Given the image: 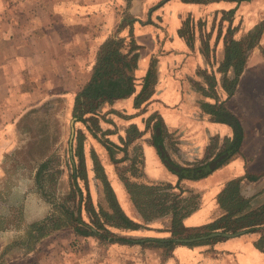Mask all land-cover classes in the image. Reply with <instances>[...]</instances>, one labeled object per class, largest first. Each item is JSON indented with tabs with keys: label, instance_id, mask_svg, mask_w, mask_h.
Wrapping results in <instances>:
<instances>
[{
	"label": "crops",
	"instance_id": "crops-1",
	"mask_svg": "<svg viewBox=\"0 0 264 264\" xmlns=\"http://www.w3.org/2000/svg\"><path fill=\"white\" fill-rule=\"evenodd\" d=\"M151 1L132 0L131 7H128L124 0L126 5L123 12L129 13L134 19V38L141 47L146 43H151L163 48L162 54H159L158 57L157 84L154 94L140 109L134 107V95L127 99L117 100L113 104H103L98 113L101 115L104 108L105 110L114 109L129 116L141 112L143 119H148L150 115L156 113L164 122L171 139L170 142H172L171 145H175L170 150L168 139L165 140L166 151L173 161L184 168H191L195 163L207 160L211 167L212 162L218 158L224 155L226 157L223 160L227 158V154L216 159L215 156L222 151L226 140L233 138V129L228 124L221 123L210 115L204 114L201 109L202 101L216 104V100L197 90V85H201L205 89L208 88L205 79L200 76L201 70H208L210 74L215 71L218 104L223 103L228 111L240 119L245 133L239 154L229 158L221 166L217 164L216 168L212 167L215 171L203 179L183 180L182 186L190 191L194 190L193 192L199 195L200 202L199 208L184 219V231L176 233L174 237L169 232H162L165 219L149 223L148 229H115L124 232L119 234L124 238L177 239L206 232V226L214 222L221 213L219 195L230 181L242 178L247 171L258 175L264 174V57L258 49L253 51L234 95L229 98L221 84L222 74L217 72L215 67H210L199 50L190 49L185 40L180 37V21H173L171 25L165 20L157 21L155 18L143 21L140 14L147 10V17L150 18L151 5L149 2ZM56 10L59 15L52 19L50 17V21L47 23L31 19L34 21L30 22L28 28H20L15 31L13 37L8 36L9 38L5 39L8 44L14 43L16 38L21 40L20 44L15 47L18 54L15 55L16 57L14 56L12 62L14 74L18 75L17 79L14 82L11 81V76H7L8 71H4L3 67H1L2 72L0 73V78L5 75L3 82L0 81V91H4L5 95L0 100V118L4 120V125H9L8 127L15 125L22 117V113L28 111L29 108L39 106L48 97H63L65 105L70 107L75 105L76 95L89 82L92 75L93 66L90 64L87 67L85 62L89 45H93L90 51L96 55L106 40L118 37L114 33L111 34L112 29L107 30L109 29L108 25L99 19L106 14L105 21H113L108 18L111 13L114 14V7L109 3L91 0L89 4L56 6ZM69 10H79V15L70 18ZM125 18L120 19L121 31L129 27L126 24L123 25ZM8 22L14 26L18 25L13 21ZM74 26L79 30L74 31ZM87 29L90 31L88 34L86 33ZM121 31L119 32L121 33ZM250 31L251 29L248 28V32ZM262 42H264V35ZM144 50L143 48L140 50L138 69L135 73L136 78L141 79L139 86H136L137 92L141 90L143 79L150 68L151 57H144ZM26 70L30 71L29 77L25 79L22 73ZM7 92H15L19 96L14 99ZM34 100H38L40 103L32 105L31 102ZM20 109L21 111H19ZM24 109L27 110L23 111ZM137 122L133 121L132 124H138ZM119 137H125V133L109 136L113 142H117ZM151 139L149 134L142 138L145 140L143 152L144 171L147 178L154 183L168 182L175 185L179 180L178 176L170 172L164 165L156 148L151 143H147V140ZM93 147L96 148V152L100 149H97L95 144ZM175 147L179 152H175ZM3 154L5 151H1V155ZM208 156L211 158L208 159ZM107 173L123 211L133 221L143 223L144 220L134 206L124 183L115 172L110 171L109 167ZM261 182L264 183V178L255 185H260ZM246 183L248 187H251L250 191L252 192L253 186L249 182ZM255 185L254 187H256ZM188 195L189 193H186L184 196ZM263 204L264 193L251 201L254 209ZM65 230H58L44 238L47 239L55 234L56 239L51 242L54 244L50 243L47 247L52 251L58 249L57 246L60 243L61 245L58 247L61 248L60 258L62 260H66L68 257V245L64 243L65 238H62L66 235ZM114 233L116 232L114 231ZM213 233L223 232L215 231ZM16 234H18L17 230L0 231V250L4 246L5 240L11 237L10 240L13 241ZM263 234L264 230L262 229L257 233L228 237L226 240L210 245L194 248L177 246L170 258L159 264H264V253L254 247V243ZM208 236L200 237L198 240H208ZM109 247L110 252H115L122 245L114 244ZM124 247L126 250L129 248V246ZM130 248L135 249L134 246H130ZM107 261L109 264L117 263L111 254ZM140 262L145 264L144 260ZM140 262L137 264H141Z\"/></svg>",
	"mask_w": 264,
	"mask_h": 264
},
{
	"label": "rangeland",
	"instance_id": "rangeland-1",
	"mask_svg": "<svg viewBox=\"0 0 264 264\" xmlns=\"http://www.w3.org/2000/svg\"><path fill=\"white\" fill-rule=\"evenodd\" d=\"M204 1H207L204 5H187L182 0H152L149 2V5H151L149 10L151 13L150 18L147 17V10L142 12L140 17L143 21L152 20L153 18L157 21L165 20L170 25L173 21H180L181 28L184 31L187 32L188 27L187 37L194 40L193 50H199L210 67H215L217 72H219V66L224 60L225 40L229 38L228 29L231 27L234 30V44L257 31L264 24V0H256L247 4L221 0ZM100 2L109 3L114 7V14L111 13L108 17L113 19L112 22L105 21L104 17H106V14L99 19H102L104 24L108 25L109 29L107 30L112 29L111 34L114 33L119 38L125 39L123 50L125 52L128 51L130 42L129 27L123 31L120 30V19L126 17V13L123 12L126 5L124 0H100ZM86 3H91V0H0V73L2 72L1 67H3V69L5 68L4 71H8L7 76H11V81L14 82L18 77V75L14 74L12 62L16 57L15 55L18 54L15 51V47L20 44L21 40L16 38L14 40L15 44L12 42L8 44L5 40L8 36L13 37L12 35H15V31L20 28H28L30 22L34 21L31 19H38L43 23H47L50 21V17L52 19V17L59 15L56 6L63 4L82 5ZM230 10H235V14L232 21L229 22L225 12ZM68 15L73 18L79 15V10H69ZM8 21H13L18 25L14 26ZM126 24H129V21ZM248 28L249 30L251 29L250 32H248ZM73 29L74 31L79 30L75 26ZM87 30L86 33L88 34L90 31L89 29ZM263 35L260 45L264 47V42H262ZM206 44L209 45L208 49L205 47ZM92 46L89 45V52L86 55L87 60L85 62L87 67L91 64L94 68L98 51L96 55H93L94 52L90 51ZM159 46L151 43H146L142 46L146 50H144L145 52L143 51V56L151 57L149 63L151 65L154 62L156 70H158L159 54H162L163 51V48ZM255 49H258L262 55L261 48L256 47ZM206 50L210 52L209 58H206L207 56L204 54ZM262 57L264 56L262 55ZM29 71L26 70L22 73L25 79L29 77ZM206 71L209 73L208 70ZM212 73L215 75V71ZM200 76L204 78L201 73ZM3 77L0 78V81L3 80ZM140 81L141 79L136 78L135 85L139 86ZM3 92L0 91V100L5 96ZM7 94L11 97L13 96L14 99L19 96L15 92H7ZM16 99L19 100L18 98ZM8 101L11 100L8 99ZM50 102L55 105L45 110L41 109L44 104ZM31 103L33 105L40 102L34 100ZM25 110L27 109L23 111ZM73 110L74 105L72 107L65 105L63 97H48L39 106L29 108L28 111L22 113V117L13 126L4 125V120L0 118V227L4 229L2 231H18L15 239L13 240L12 238L13 241L10 240L11 237L5 240V244L0 250V258H2L4 251L8 249V252L3 256L5 264H109L107 259L110 254L117 260V263L114 264H137L141 260H144L145 264H159L161 261H167L170 257L165 259L161 248L135 245V249H131L129 246L126 250L125 245H122L115 252H110V245L100 244L94 238L78 237L71 228H67L64 232L66 234L65 237H62L65 238L64 243L68 245V257L66 260L60 258L61 248L58 246L61 244L59 242L58 249L51 251L47 247L51 242L55 241V234L47 237V239L43 238V241H38L36 244L37 249L32 252H27L19 246V242L23 240L31 222L41 221L54 215V208L49 199H52V201H63L76 188L72 175L75 169L79 170V160L76 156L78 133H82L84 136L83 150L91 199L96 208H103L108 212H111L110 206L106 199L103 184L96 177L94 159L97 158L101 163L108 180V167L111 172H115L118 175L121 181L122 177H132L133 159L139 156V151L135 148L136 145L143 149L145 143V140H142L143 136L149 134L152 137L155 134V131L152 130L153 124H151L150 129L145 131L147 118L143 119L141 112L134 116H129L114 109L105 110L104 108L101 115L98 113L99 130L95 132L96 137H94L85 124L75 122ZM133 121H138V124H132ZM131 125H136L140 131L145 132L141 139L134 141L133 145L127 146V132ZM119 133H125V137H119L117 142L110 140V135ZM164 136L165 140L168 139L167 142L171 150L172 142H170L171 139L168 136L167 129ZM106 141L123 149L118 151L113 147L115 161L111 159ZM94 144L97 149L100 148L98 152L93 147ZM1 151H5V154L1 155ZM48 159H50L49 169L40 187V184L36 183L37 170L39 164ZM164 165L167 167L165 163ZM138 181L149 184L154 183L147 178L146 174L145 178H139ZM77 183L83 193L86 194L85 182L78 179ZM189 195L184 197H189ZM84 218L87 220L85 214ZM160 219H165V228L168 218L163 217ZM139 224L145 225V221ZM147 225L144 229H148ZM115 229L117 228L110 227L113 233L114 231L118 233H114L118 237H120L119 234L124 233ZM163 230L162 232H165ZM136 247H138V250H136Z\"/></svg>",
	"mask_w": 264,
	"mask_h": 264
},
{
	"label": "trees",
	"instance_id": "trees-1",
	"mask_svg": "<svg viewBox=\"0 0 264 264\" xmlns=\"http://www.w3.org/2000/svg\"><path fill=\"white\" fill-rule=\"evenodd\" d=\"M182 1L186 4L203 5L207 2L204 0ZM221 1H229L239 4L242 2H252L253 0ZM126 2L128 7H131L132 0H126ZM225 14L228 16L227 20L230 22L233 19L235 10H230L225 12ZM133 20L132 16L127 13L126 18L124 19L125 23H123L124 25L129 21V24H126V26H129L130 28L128 51L125 52L123 50L126 42L125 39L112 37L106 40L100 46L97 53L96 64L92 70L89 82L76 95L73 118L75 122L85 124L94 137H96L95 132L99 130L98 110L103 104H113L117 100L127 99L135 95L134 107L140 109L154 94L157 84V70L154 62L151 63L150 68L143 79L141 90L139 92L136 91L135 72L138 69L140 50L142 47L134 38ZM233 31L234 30L231 27L228 29L229 38H226L225 40L224 60L218 69L219 73L222 74L221 84L229 98H231L236 91L240 77L247 66L252 51L256 47H259L264 56V47L260 45V40L264 33V24H262L257 31H254L247 38L236 44L233 42ZM187 32L181 28L179 30V35L185 40L188 47L193 50L194 40L187 37ZM208 46L209 45L206 44V49H208ZM204 54L207 56L206 58L210 57L209 51L207 52L206 50V53ZM201 72L208 88L205 89L201 85H197V90L205 96L216 100V104L202 101L200 103L202 111L204 114L210 115L215 120L228 124L233 129V138L231 140H226L222 151L215 156L216 159L221 155L227 154V158L218 163V166H221L226 160L240 153L245 136L244 128L240 119L228 111L223 103L218 104L219 97L216 92L217 79L215 75L213 73L209 74L207 71L203 70H201ZM53 105L55 104L51 102L46 103L41 109L45 110ZM151 124H153L152 130L155 131V134L150 141H147V143H151L156 148L161 160L164 162V158L161 157L162 152L159 150V146H162L163 152L167 154L166 159H168L175 168L179 169L180 172L176 173L168 168L173 174L178 176L179 180L175 185L168 182L150 184L147 182H139V178H145L143 171L145 160L142 147L136 145L135 148L139 151V156L133 159L132 177H122V181L133 204L144 219L145 225L133 221L123 211L104 168L97 158L94 159L95 174L103 184L111 212H108L103 208L95 207L88 187V174L86 171V161L83 150L84 136L82 133H78V148L76 156L79 160V170L75 169L72 175L76 188L71 191V194L63 201L59 202L49 199V202L54 208V215L41 221L31 222L23 240L19 242V246L27 252H32L36 249V244L41 239L57 232L58 230L71 228L76 236L94 238L98 240L100 244H120L131 247L135 245L141 247L154 246L161 248L163 249L165 259H167L172 255V252L177 246L194 248L210 245L228 238L220 236L208 240H198L200 237L208 236L215 231H222L224 234H228L231 238L235 237L240 232L249 234L260 232L261 229L264 230V204L256 209L251 205V201L254 198L264 193L263 182L259 183L260 185H255V183L260 182L262 178H264V174L258 175L247 171L242 178L232 180L226 185L224 191L219 195L221 213L214 222L206 226V232L202 234L196 233L186 237H179L177 239H135L116 236L110 230V227L124 230H140L144 229L148 223L163 217L168 218V223L163 231L171 233L173 237L176 233L184 231V219L199 208L200 202L198 194H195L193 191L185 189L184 186H182L183 180L188 179L197 181L207 177L215 171V169L210 167L209 163H207V160L195 163L191 168H184L173 161L165 148L164 133L166 127L162 118L156 113L150 115L149 119L146 121L145 131L150 129ZM144 132L140 131L136 125H131L127 132L128 136L126 145H133L134 141L142 138ZM105 143L108 150H110L112 161H115L113 147L118 151L123 149L108 141ZM172 146L175 145L172 144ZM175 152H179L176 147ZM210 158L211 157L208 156V159ZM49 165L50 159L42 161L39 164L36 174V183L40 184V187L46 176L47 170L49 169ZM78 179L85 182L86 194H84L79 188L77 183ZM246 182H249L250 185L253 186L254 190L252 192L250 191L251 187H248ZM254 185L256 187H254ZM186 193L190 194L189 197H184V194ZM84 214L86 215L87 220L84 218ZM2 230L4 229L0 227V231ZM254 247L264 253V235L254 243ZM6 252H8V249L2 254L0 264H5L3 256Z\"/></svg>",
	"mask_w": 264,
	"mask_h": 264
},
{
	"label": "water",
	"instance_id": "water-1",
	"mask_svg": "<svg viewBox=\"0 0 264 264\" xmlns=\"http://www.w3.org/2000/svg\"><path fill=\"white\" fill-rule=\"evenodd\" d=\"M159 150L162 152L161 154V157L164 158V163L167 165L168 168H170L171 170H173L174 172L176 173H179L180 170L175 168L169 161L168 159H166V154L163 152V147L162 146H159ZM226 157V155L218 158L217 160L213 161L212 164H211V167L213 168H216L217 167V164L219 162H221L224 158ZM240 235H243V232H240L238 233V235L236 236H240ZM219 236H223V237H230L228 234H224V233H213L211 234L210 236H208L207 238L208 239H211V238H215V237H219Z\"/></svg>",
	"mask_w": 264,
	"mask_h": 264
}]
</instances>
